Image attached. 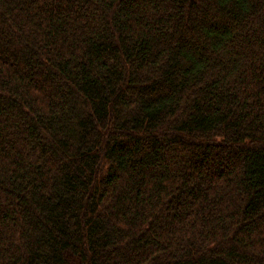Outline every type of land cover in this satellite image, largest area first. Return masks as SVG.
Here are the masks:
<instances>
[{"label":"trees","instance_id":"16d2710c","mask_svg":"<svg viewBox=\"0 0 264 264\" xmlns=\"http://www.w3.org/2000/svg\"><path fill=\"white\" fill-rule=\"evenodd\" d=\"M0 264H264V0H0Z\"/></svg>","mask_w":264,"mask_h":264}]
</instances>
